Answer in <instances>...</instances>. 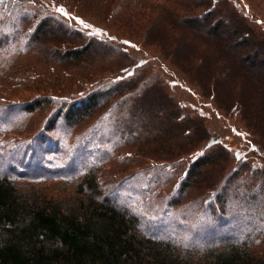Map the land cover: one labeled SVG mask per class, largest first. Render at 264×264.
Wrapping results in <instances>:
<instances>
[{"label": "trees", "instance_id": "16d2710c", "mask_svg": "<svg viewBox=\"0 0 264 264\" xmlns=\"http://www.w3.org/2000/svg\"><path fill=\"white\" fill-rule=\"evenodd\" d=\"M7 56L34 87L25 110L52 113L41 139L86 124L130 164L173 168L168 206L206 203L209 241L152 230L94 174L61 200L0 172V264H264V0H0Z\"/></svg>", "mask_w": 264, "mask_h": 264}, {"label": "rangeland", "instance_id": "374dc122", "mask_svg": "<svg viewBox=\"0 0 264 264\" xmlns=\"http://www.w3.org/2000/svg\"><path fill=\"white\" fill-rule=\"evenodd\" d=\"M240 1L247 5V0ZM258 1L261 0H255ZM20 60L26 61L25 57ZM11 65L9 56L0 64V172L15 178L25 190L35 188L61 200L72 196L84 175L94 174L99 189L109 200L130 210L137 208L152 223V230L160 228L161 234L181 245L207 244L209 240L194 234L199 221L207 217L203 213L206 203L198 202L196 206L197 200L192 194L180 197L182 202L178 207L168 206V200L178 197L175 187L181 173H175L169 166L148 170L130 164L119 143L100 141V135L93 134L86 124L74 127L58 121L57 128L47 134L49 138L41 139V127L53 118L52 113L25 110L24 103L36 95L34 87L30 88L31 83L21 77L9 76L13 75ZM35 146L39 148L33 153ZM188 209H193V219L192 215L189 218L185 215ZM237 221L234 219L233 227ZM250 229L255 231L256 226Z\"/></svg>", "mask_w": 264, "mask_h": 264}]
</instances>
